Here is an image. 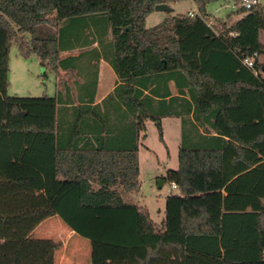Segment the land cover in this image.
Wrapping results in <instances>:
<instances>
[{
  "label": "trees",
  "instance_id": "obj_1",
  "mask_svg": "<svg viewBox=\"0 0 264 264\" xmlns=\"http://www.w3.org/2000/svg\"><path fill=\"white\" fill-rule=\"evenodd\" d=\"M177 1L0 0V264H54V241L33 234L53 216L128 248L104 264H264V63H243L264 54V5L240 6L233 20L208 10L214 0H192L195 15L167 12L146 26L157 4ZM89 23L109 36L78 56L105 58L120 80L101 104L80 93L60 105L76 100L62 97L68 80L57 96L8 94L14 42L47 70L73 69L62 52L96 39L82 44L84 28L67 29ZM165 116L182 120L179 166L163 177L178 192L157 223L132 194L140 132L153 120L162 137Z\"/></svg>",
  "mask_w": 264,
  "mask_h": 264
},
{
  "label": "rangeland",
  "instance_id": "obj_2",
  "mask_svg": "<svg viewBox=\"0 0 264 264\" xmlns=\"http://www.w3.org/2000/svg\"><path fill=\"white\" fill-rule=\"evenodd\" d=\"M264 5V0H260ZM241 6L240 0H214L208 4V10L217 17L226 18L229 14L234 15ZM172 15L178 13L192 12L196 8L192 0H181L172 4ZM167 15L165 11L152 12L145 21L146 26L150 27L159 23ZM84 28V37L82 44L88 38H95L96 44H90L77 48L81 54L96 55L95 47L102 50L99 46V39H106L108 36L99 35L92 23L83 24L80 28L70 27L68 32H76ZM76 37L73 38L75 41ZM264 41V33L262 35ZM90 43V42H89ZM95 45V46H94ZM75 51V49L73 50ZM72 51H70L71 53ZM72 54V53H71ZM264 55V54H263ZM259 60L264 63V57L259 56ZM7 92L12 96H42L54 95L56 89V74L52 70L45 69L40 58L36 54L24 57L20 54L18 43L14 42L10 49ZM45 70V71H44ZM5 114V100L0 93V117ZM179 118L165 117L162 119V137L160 131L153 120L146 122L145 136H142L139 142L140 157V182L141 188L138 193L132 194V197L140 205L147 206L155 222L159 223L165 215L166 198L171 193H177L178 190L173 185L164 180L163 184L160 178L166 176L168 169H175L179 166V151L181 147L182 126ZM71 233V228L59 216H53L44 220L38 227L35 236L42 238L49 237L57 246L54 252V264H57L61 254H66L73 259L74 264H94L95 260L104 264L107 261L122 257L127 251V247L114 245L97 240L85 238L75 234L70 242L67 243ZM62 264H68L66 259Z\"/></svg>",
  "mask_w": 264,
  "mask_h": 264
},
{
  "label": "crops",
  "instance_id": "obj_3",
  "mask_svg": "<svg viewBox=\"0 0 264 264\" xmlns=\"http://www.w3.org/2000/svg\"><path fill=\"white\" fill-rule=\"evenodd\" d=\"M195 6H196V4H195ZM192 12H197V6H196V8L193 9ZM241 16H242V14H235L233 17V20H236V19L240 18ZM263 33H264V31H261L259 36H260V41L264 44V41L262 39ZM93 44H96V43H93ZM77 52H79L78 49H75V51H72L71 52L72 54L70 53V51H63L62 52L61 58H65L71 54L75 57L74 61L76 64H78V66L74 67L73 69H67L66 67L61 65L58 68V71L55 72V74H56V89L54 91V95H52V96L58 95V91L60 89V81L68 80L72 83V86L70 87L69 84L68 85L65 84V86L63 85V87L61 88L62 89V95H63L62 97L68 98L69 97L68 95L73 94V96L75 97L76 100L74 103L61 102V103H59L60 105L69 107V106H73V105L80 103V101L77 97V95L80 93H83L87 96L93 95L94 98H93L92 104L93 105H99L102 103L103 99L107 95L112 93L114 91L115 87L120 83L118 75L115 72L112 65L110 64V62L107 61L105 58L100 57V59H97L96 57H85V56L80 57V56H78ZM261 57H264V55L262 54ZM95 75H97L96 82H94L95 81L94 80ZM90 81L91 82L93 81V82L90 83ZM85 83H87V84L85 85ZM167 85L170 89L172 96L180 94V93H178L179 90H178V87H177L176 82L174 80H172V79L169 80ZM182 96H185L186 98H190L189 95H186V94L182 95ZM64 111H66V110H64ZM69 113H70V115L72 114L71 112H69ZM165 117L179 118L181 123H182L180 116H165ZM165 117H163V118H165ZM144 132H145L144 130L140 132L139 142H140L141 137L145 136ZM67 140H68V137H66L65 140H63V141L66 142ZM139 164H140V157H139ZM140 168H141V166H140ZM160 179H161L160 180L161 184H163L164 179H162V178H160ZM174 188H176V187H174ZM40 225H41V223L36 227L33 234L36 233V231ZM75 234H77V233H75L73 230H71L70 236H69L68 240L66 241V245H67V243L70 242V239H72ZM34 237L42 238V237H38L37 235L36 236L34 235ZM45 239H50V238L45 237ZM127 256H128V249H127V251H125V253L122 255V257H127ZM60 257L61 258H59L57 264H62V262L65 259L68 262V264L76 263L73 261V259H70L69 256L67 257L66 254H64V253L61 254ZM94 264H101V263L99 261L95 260Z\"/></svg>",
  "mask_w": 264,
  "mask_h": 264
},
{
  "label": "built area",
  "instance_id": "obj_4",
  "mask_svg": "<svg viewBox=\"0 0 264 264\" xmlns=\"http://www.w3.org/2000/svg\"><path fill=\"white\" fill-rule=\"evenodd\" d=\"M241 6L245 7L246 9L253 8L260 3V0H240ZM191 15H195L196 12H190ZM259 54L255 52L253 55H247L243 58V63L248 66L249 68L255 67V60L259 58ZM176 187V184H173Z\"/></svg>",
  "mask_w": 264,
  "mask_h": 264
},
{
  "label": "water",
  "instance_id": "obj_5",
  "mask_svg": "<svg viewBox=\"0 0 264 264\" xmlns=\"http://www.w3.org/2000/svg\"><path fill=\"white\" fill-rule=\"evenodd\" d=\"M155 11L172 12V11H173V8H172L171 5L163 3V4H157V5L155 6ZM130 29H132V27H131V26H128V27H125V28H124V31H126V30H130ZM44 71H45V70H44Z\"/></svg>",
  "mask_w": 264,
  "mask_h": 264
}]
</instances>
